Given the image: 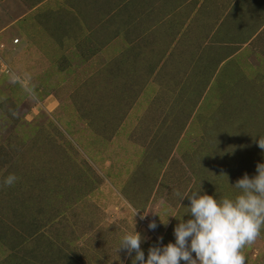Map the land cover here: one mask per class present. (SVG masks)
<instances>
[{
	"label": "rangeland",
	"instance_id": "374dc122",
	"mask_svg": "<svg viewBox=\"0 0 264 264\" xmlns=\"http://www.w3.org/2000/svg\"><path fill=\"white\" fill-rule=\"evenodd\" d=\"M258 139L264 0H0V264H133V223L146 259Z\"/></svg>",
	"mask_w": 264,
	"mask_h": 264
},
{
	"label": "clouds",
	"instance_id": "9594fccd",
	"mask_svg": "<svg viewBox=\"0 0 264 264\" xmlns=\"http://www.w3.org/2000/svg\"><path fill=\"white\" fill-rule=\"evenodd\" d=\"M257 144L264 150V139H258ZM17 180L15 174H9L3 186L11 187ZM233 186L239 194L219 201L200 192L177 193L180 201L185 197L190 201L186 213L190 218L178 220L173 229L174 243L150 247L145 259L141 248L144 240L133 223L132 231L120 238L116 252H134L133 264H246L242 249L264 228V163L257 165L256 175L250 178L245 174ZM148 227L155 230L157 224L150 222Z\"/></svg>",
	"mask_w": 264,
	"mask_h": 264
}]
</instances>
